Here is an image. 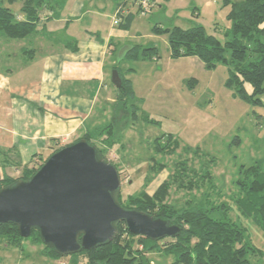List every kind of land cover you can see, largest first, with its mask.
<instances>
[{"label": "trees", "instance_id": "1", "mask_svg": "<svg viewBox=\"0 0 264 264\" xmlns=\"http://www.w3.org/2000/svg\"><path fill=\"white\" fill-rule=\"evenodd\" d=\"M15 1L0 0V38L21 40L36 35L40 10L48 9L57 13L64 2V0H21L19 12L16 13L10 7ZM124 3L126 0H117V7ZM223 6L228 7L226 17L230 22L229 28L224 32V40L207 33L200 24L187 29L154 25L152 31L155 34L167 33L172 58L197 57L207 69H212L217 64L226 66L225 86L232 89L236 97L250 106L262 107L264 106L261 99L264 95V0H223ZM134 17L135 14L131 12L123 15L119 26L122 29H129ZM72 50L75 51L76 48ZM137 53L138 47L132 46L124 58L137 59ZM142 57L158 58L156 47L152 45L143 49ZM112 69L118 70L122 80L121 87L116 89L115 109L116 116L121 112L120 119L123 125L125 122L137 120L139 108L130 79L122 76L119 64L115 63ZM141 117L144 122L158 123L144 113ZM121 129L119 126L116 128L115 122H109L94 131L82 134L73 142L82 138L87 140L96 147L100 156L108 160V153L117 144L118 132ZM96 141L102 142L103 146L97 145ZM238 141V137H234L232 142ZM62 146L53 148L51 153ZM151 147L152 155L148 158L141 189L136 193L125 195L120 190L119 203L126 209H136L178 224L182 226L183 232L174 238L151 240L131 234L124 223H119L113 241L90 250H82L73 256H83L86 264H152L149 253L156 251L171 255L173 260L170 264H264V251L252 243L246 227L239 222L242 217L250 219L264 234V169L261 164L255 162L248 166L241 165L237 171L233 183L235 190L230 196L238 212L239 218L237 217L236 220L230 216L233 207L228 202L219 201L223 194L216 189L211 171L199 165L195 169L189 160L175 162L166 179L152 194H149L146 187L155 176L166 169V165L157 161L156 156L174 153L177 142L171 135H165L155 138ZM213 161L208 158L209 163ZM42 162L32 160L31 166L23 167L17 178L2 177L0 188L18 179L30 178ZM114 166L117 168L116 164ZM118 172L120 175L119 170ZM204 182L208 186L199 198L193 197L180 206L168 202L172 187L177 190L192 191ZM31 236H35V239L43 245L46 257L50 259L64 257L44 245L37 231L34 230L29 237ZM28 238L20 237L17 227L11 223L0 226V239L4 240L7 246L20 247L21 242Z\"/></svg>", "mask_w": 264, "mask_h": 264}, {"label": "rangeland", "instance_id": "2", "mask_svg": "<svg viewBox=\"0 0 264 264\" xmlns=\"http://www.w3.org/2000/svg\"><path fill=\"white\" fill-rule=\"evenodd\" d=\"M124 7L135 17L129 38L119 40L116 54L124 46L138 47L137 59L123 57L118 63L122 76L131 80L138 118L122 125L121 112L116 116L113 104L100 112L105 116L102 127L115 122L116 128H122L108 160L120 171L123 194L141 189L153 140L171 135L177 148L172 154L156 156L166 169L155 176L146 191L152 194L175 162L189 160L195 169L199 165L211 171L216 189L223 194L219 201L233 207L230 216L237 220L238 212L230 196L235 190L233 183L239 167L259 162L264 169V106H250L225 86L226 66L217 64L207 69L197 57L172 58L167 33L152 31L154 25L187 29L200 24L207 33L224 40V32L230 26L226 17L228 7L223 6V0H153V7L145 13H137V6L131 0H126ZM11 8L16 11V3ZM152 45L157 49L158 58H143L142 50ZM3 51L2 47L0 52ZM13 64L12 59L1 55L0 67L12 68ZM107 70L111 80L112 70ZM261 99L264 103V95ZM142 113L158 123L144 122ZM234 137H238L237 143L232 142ZM96 142L103 146L102 142ZM208 158L214 161L209 163ZM207 186L204 182L192 191L172 187L168 202L180 206L193 197L199 198ZM239 220L252 243L264 251L263 232L250 219ZM8 254L10 264H50L35 236L23 240L20 247L7 246L0 239V259L4 260ZM149 260L152 264H170L173 257L153 251L149 253Z\"/></svg>", "mask_w": 264, "mask_h": 264}, {"label": "crops", "instance_id": "3", "mask_svg": "<svg viewBox=\"0 0 264 264\" xmlns=\"http://www.w3.org/2000/svg\"><path fill=\"white\" fill-rule=\"evenodd\" d=\"M116 7L117 0H64L57 13L40 10L36 35L0 38V57L14 61L0 67V179L17 178L32 160L102 127L100 112L117 99L107 69L130 32L113 24ZM7 257L0 264H10ZM48 261L86 264L80 255Z\"/></svg>", "mask_w": 264, "mask_h": 264}, {"label": "water", "instance_id": "4", "mask_svg": "<svg viewBox=\"0 0 264 264\" xmlns=\"http://www.w3.org/2000/svg\"><path fill=\"white\" fill-rule=\"evenodd\" d=\"M131 48L117 52V64ZM111 83L116 89L122 85L117 69ZM120 190L117 168L82 138L51 153L30 178L0 188V226L15 225L22 238L35 230L44 245L64 256L110 243L119 223L151 240L183 232L178 224L124 208Z\"/></svg>", "mask_w": 264, "mask_h": 264}, {"label": "built area", "instance_id": "5", "mask_svg": "<svg viewBox=\"0 0 264 264\" xmlns=\"http://www.w3.org/2000/svg\"><path fill=\"white\" fill-rule=\"evenodd\" d=\"M131 3L132 5L137 6V13L148 12L153 7V0H131ZM127 13H129V10L125 9L124 5L116 7L113 24L119 25L121 22V17Z\"/></svg>", "mask_w": 264, "mask_h": 264}]
</instances>
